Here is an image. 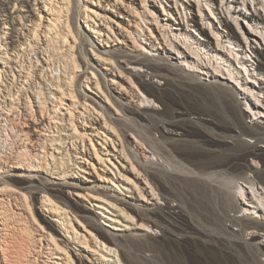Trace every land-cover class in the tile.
Wrapping results in <instances>:
<instances>
[{
    "label": "bare ground",
    "instance_id": "6f19581e",
    "mask_svg": "<svg viewBox=\"0 0 264 264\" xmlns=\"http://www.w3.org/2000/svg\"><path fill=\"white\" fill-rule=\"evenodd\" d=\"M199 86L212 95L193 104ZM188 127L192 146L170 142ZM258 143L264 0H0V264H125L122 237L205 236L207 224L264 264ZM8 177L38 184L40 218Z\"/></svg>",
    "mask_w": 264,
    "mask_h": 264
},
{
    "label": "rangeland",
    "instance_id": "374dc122",
    "mask_svg": "<svg viewBox=\"0 0 264 264\" xmlns=\"http://www.w3.org/2000/svg\"><path fill=\"white\" fill-rule=\"evenodd\" d=\"M82 66L85 67L83 61H82ZM51 78L52 77H49V79ZM160 80H161V83L159 86L160 89H165L171 92L178 99L186 98L185 100H187V97L185 95L181 94L180 92L178 93L176 91V88H177L176 85H171L170 83H168L166 79H160ZM146 81L148 83H153V79L151 78V76H146ZM75 88L79 94L80 93V82L76 83ZM195 89L192 90V93H191L192 103L193 104H196V103L203 104V103L208 102L207 97L209 98L212 95L209 89H207V87H204V86H201V87L199 86V87H196ZM158 104H159V107H158L159 114L166 115L168 112H171V111L166 112L167 110H165V107L161 102ZM208 107L210 108V112L204 113L203 115L204 117H202L204 120L215 118L214 114H216L215 112L217 111V109L212 104H209ZM196 118L197 117L194 114H190L187 116V119L184 122H192ZM191 127H188V129L191 132H185L186 134L182 135L181 133L183 131H180L179 134L175 135V138L173 140H170V142H173V143H176L182 146H192V128ZM198 129H201L202 131H206L205 128H198ZM236 130L239 131V129H236ZM152 137L158 140L160 144H163L162 133L160 131L153 130ZM214 138L219 139V137H214ZM223 140L229 146V147L224 148L223 153H225L226 155L233 153V151L231 150V147L234 145V140L232 138H225ZM248 143L250 145H254V142H252L251 140ZM258 145H260L259 147L260 149H264L263 147H261L263 146V143H258ZM203 150L210 152L207 148H204ZM247 161L251 162L252 160L248 158ZM261 165L262 164H260V169H261ZM7 179L10 180L13 186H15L16 188H20L22 191L26 192L29 195L30 197L29 199H31V202L33 204L32 206H33L35 215L38 218H40L39 210H37V208L40 205V198H41L40 197L41 192L37 188L38 184L35 183V181H31L32 183H30L26 178H23V177H16V178L8 177ZM165 184L166 186H169V184L167 183ZM176 185L179 188L187 189V184L184 182L177 181ZM52 198L61 206L64 205L63 200L58 199L56 197H52ZM170 204L177 205V202H174V203L170 202ZM185 204H187L186 207H184L187 219L190 221L191 224L193 223L194 225L197 226V224L194 221H192V196L191 195L186 196ZM70 206H71L70 208L76 211L77 213L84 212L81 210L80 205L77 206V204L72 202ZM161 206L165 207V203L163 201L161 202ZM86 214H88L89 217L98 220V223L102 224L103 220H101L99 217H95L93 212L92 213L89 212ZM227 226L230 228V230L236 229V227L231 226L229 223H227ZM201 230L203 231V233L207 232L208 235H205L206 236L205 237V236H199V235H192V233L178 234L166 228L164 229V227H159L157 231L155 232V234L153 236H150L149 238L147 236H138V235H131L130 237H128L129 239H127L126 237H122V240L123 239L132 240L134 241V244L132 246L125 247L123 249L121 248L122 250H120L119 248V253L121 255L123 253L122 257L125 258L123 259L125 264H129V263L130 264H133V263L135 264H195V261L193 260H196L197 258L198 260L201 259V261L204 264H255L254 262L251 263L252 260L250 259V256H249L251 254V249H249V247H247L246 245L245 246L240 245L239 248L232 247L227 242L228 240L225 241L226 237H223V236L221 237L219 235H218L219 238L217 237V234L214 228H212L210 224H207L206 231L205 229L203 230V227H201ZM219 239L223 240V243ZM120 251L121 252L123 251V252L121 253ZM127 255L129 256L127 257ZM263 260H264V256L260 255L259 261L263 262Z\"/></svg>",
    "mask_w": 264,
    "mask_h": 264
}]
</instances>
